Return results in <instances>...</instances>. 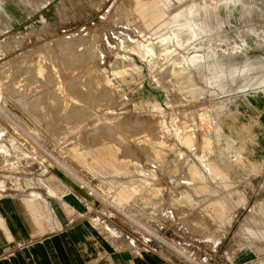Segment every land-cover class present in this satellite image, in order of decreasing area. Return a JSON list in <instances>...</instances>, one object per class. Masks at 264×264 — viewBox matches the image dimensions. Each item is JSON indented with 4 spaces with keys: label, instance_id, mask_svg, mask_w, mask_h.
Segmentation results:
<instances>
[{
    "label": "rangeland",
    "instance_id": "374dc122",
    "mask_svg": "<svg viewBox=\"0 0 264 264\" xmlns=\"http://www.w3.org/2000/svg\"><path fill=\"white\" fill-rule=\"evenodd\" d=\"M246 3L248 33L227 0H0V188L61 177L178 260L230 264L264 219V0ZM162 10L188 23L155 32Z\"/></svg>",
    "mask_w": 264,
    "mask_h": 264
},
{
    "label": "crops",
    "instance_id": "0c3cea01",
    "mask_svg": "<svg viewBox=\"0 0 264 264\" xmlns=\"http://www.w3.org/2000/svg\"><path fill=\"white\" fill-rule=\"evenodd\" d=\"M227 1L234 5L231 16L245 20V33L255 31L247 22L261 9L246 0ZM199 25L205 30L204 23ZM116 71L121 77L127 73ZM222 135L235 138L230 132ZM213 143L211 139L209 151ZM109 169L127 171L118 165ZM107 210L61 177L32 178L11 191L0 188V264H184L160 234L142 236L112 219ZM250 225L245 249L231 254L230 264H264V230L253 229L263 226L264 219H247Z\"/></svg>",
    "mask_w": 264,
    "mask_h": 264
},
{
    "label": "bare ground",
    "instance_id": "6f19581e",
    "mask_svg": "<svg viewBox=\"0 0 264 264\" xmlns=\"http://www.w3.org/2000/svg\"><path fill=\"white\" fill-rule=\"evenodd\" d=\"M159 14H160V16H159ZM159 14H158V19H159V17H163L164 16V19H166V20H164L163 18V22L159 25V22H158V24H156V29H155V32H158V31H164L163 30V28H165L166 26H168V25H173V24H178V23H188V20L185 18V16L182 14V12L179 14V13H177V14H174V16H173V18L171 17V19L170 20H167V18H165V17H167V14H165V11L164 10H162V11H160L159 12ZM170 15H172V14H170ZM192 16H194L193 14L192 15H190V22L191 23H193L194 24V20L192 19ZM184 24V25H185ZM192 26V25H191ZM193 28V27H192ZM160 29V30H159ZM181 31V30H180ZM172 34H174L175 36H176V34H177V32H176V29H175V31L172 33ZM180 34V33H179ZM178 34V35H179ZM186 37V36H185ZM177 39V38H176ZM169 40H170V37L169 36H166V37H162L160 40L158 39V41L159 42H161V44L163 45V44H166V43H168L169 42ZM63 41H65V40H63ZM183 41V40H182ZM147 46V45H146ZM145 45H144V47H146ZM147 47H148V49H147ZM146 47V50H148L149 52L151 51L150 50V48H151V46H149V44H148V46ZM72 49V48H71ZM145 49V48H144ZM64 52V51H63ZM151 52H153V51H151ZM66 79V78H65ZM85 80H87V79H85ZM90 82V81H89ZM76 83V82H75ZM80 84V83H79ZM65 85V84H64ZM67 86V85H66ZM73 86V85H72ZM76 86V85H75ZM73 88V87H72ZM182 88V87H181ZM52 89V88H51ZM50 90V89H49ZM107 90H108V88H107ZM110 90V89H109ZM52 91V90H51ZM102 91V90H101ZM106 93V92H105ZM51 94V93H50ZM91 96V95H90ZM46 98V97H45ZM84 99V98H83ZM100 99V98H99ZM81 100V99H80ZM83 101V100H82ZM84 105V104H83ZM10 108V107H9ZM56 108V107H55ZM32 109V108H31ZM75 109V108H74ZM77 110H78V108H77ZM80 110H81V107H80ZM86 110V109H85ZM37 111V110H36ZM83 111V110H82ZM72 112H74L73 111V109H72ZM90 112V111H89ZM78 113H80V111L78 112ZM82 113V112H81ZM203 114V113H202ZM79 116V115H78ZM202 117V115H200V121L202 122V121H204V119H203V117ZM37 119V118H36ZM54 119V118H53ZM38 120V119H37ZM56 120V119H55ZM207 121V120H206ZM207 122H209V121H207ZM31 123V122H30ZM57 124V123H56ZM94 129V128H93ZM219 129H220V132H221V134H227L229 131H228V129L226 128V126L223 124V122L221 121L220 122V125H219ZM93 132V131H92ZM91 133V132H90ZM103 134V133H102ZM112 135V134H111ZM210 135H212V133L210 134ZM109 136V135H108ZM103 137V136H102ZM111 137V136H110ZM98 138H100V137H98ZM106 138V137H105ZM214 138V137H213ZM188 139V138H187ZM209 139H211V138H209ZM29 144V143H28ZM189 144V143H188ZM131 161V160H130ZM209 166H211V164H209ZM214 167H213V172H214Z\"/></svg>",
    "mask_w": 264,
    "mask_h": 264
},
{
    "label": "built area",
    "instance_id": "2783aa9c",
    "mask_svg": "<svg viewBox=\"0 0 264 264\" xmlns=\"http://www.w3.org/2000/svg\"><path fill=\"white\" fill-rule=\"evenodd\" d=\"M180 262L185 263L189 262L190 264H211V258L207 255L199 254L198 252L192 251H180Z\"/></svg>",
    "mask_w": 264,
    "mask_h": 264
}]
</instances>
